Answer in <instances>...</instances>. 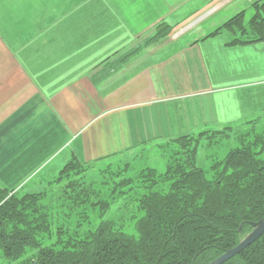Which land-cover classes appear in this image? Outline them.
<instances>
[{
  "label": "crops",
  "instance_id": "crops-1",
  "mask_svg": "<svg viewBox=\"0 0 264 264\" xmlns=\"http://www.w3.org/2000/svg\"><path fill=\"white\" fill-rule=\"evenodd\" d=\"M254 1L0 0V184L37 179L23 187L38 192L73 157L98 173L130 167L149 143L264 116L210 114V49L236 38L215 31L241 11L246 23ZM240 44L264 54V40Z\"/></svg>",
  "mask_w": 264,
  "mask_h": 264
},
{
  "label": "trees",
  "instance_id": "trees-1",
  "mask_svg": "<svg viewBox=\"0 0 264 264\" xmlns=\"http://www.w3.org/2000/svg\"><path fill=\"white\" fill-rule=\"evenodd\" d=\"M254 7L248 26L239 13L215 33L225 28L245 37L233 43L264 40V0ZM223 132L175 138L170 143L177 146L169 144L172 150L163 146L169 159L164 171L146 167L135 178L118 179L110 199H99L101 203L95 201L100 189L85 181L87 165L71 158L55 179L62 188L57 202L65 207L57 217L42 201L41 192L17 195L0 188V255L19 264L209 263L237 245L251 223L264 218V160L257 157L264 149V131L247 138L223 162L209 165L210 177L196 165L198 145L206 141L210 147ZM123 170L111 172L109 178L119 177ZM128 185V189H145L136 199L143 213L136 220L135 233H125L111 221L84 230L78 228L80 220L73 229L66 225L75 216L87 219L89 208L98 206L105 212L119 188ZM224 264H264V232Z\"/></svg>",
  "mask_w": 264,
  "mask_h": 264
},
{
  "label": "rangeland",
  "instance_id": "rangeland-1",
  "mask_svg": "<svg viewBox=\"0 0 264 264\" xmlns=\"http://www.w3.org/2000/svg\"><path fill=\"white\" fill-rule=\"evenodd\" d=\"M235 46L243 45L239 42H236L233 44L232 51L228 50L230 48L229 47L226 50H221L224 52L220 54L216 53L212 48L209 52L212 57L211 59L213 60V72H215V75H217L218 78L216 79L214 76H212V81H214L213 86L220 87V89L215 90L217 94L213 96L214 109L210 112V114H214L217 119H232V116L237 117L242 115L248 116L256 113L258 110H264V89H262V86H264V80L261 83L258 82L259 80L264 79V58H254L256 56L264 57V54L262 50L258 51L256 49L252 50L250 48L238 49ZM236 50H238L239 53ZM233 51H235L236 54H234ZM249 59L251 60L248 61ZM258 61L259 63L257 64H261L259 68H251L250 70H244V73L242 74L240 73L242 69L238 68L239 64L241 65L243 62H247L249 65L252 62L256 63ZM228 66L234 67L228 68ZM239 81L250 82V84H247L245 86L246 88L243 86L230 87ZM205 101H211V98ZM205 126L211 128L214 126V124L213 122H210ZM221 131H224L222 134L223 137L218 136L217 141L210 147L206 146V141H203L198 145L197 148L196 165L203 168L206 177H210L211 175L210 170L212 169H210L209 165L214 162L217 163V161L223 162L229 152L240 148L244 142L248 141L247 138L262 135V132L264 131V117L249 124L242 126L240 125L239 127L233 126ZM156 142L158 144L162 143L158 141ZM156 142L149 143L151 146L142 148V153L137 159L132 160L127 172H124L123 170L125 164L118 161L116 164L113 163L111 169L103 174L98 173L95 168H89L90 165H87V169L85 170L84 174L85 181L94 182L96 189H100L101 191V196L95 198V201L98 202L99 199L109 200L111 187L118 179L126 177L135 178L140 169L144 167L150 166L156 168L158 171H164L167 164V156L161 147L154 145ZM169 144L172 146H177L173 145L172 143ZM166 149L172 150V147L168 146ZM257 157L261 160H264V149L261 150L259 154H257ZM121 169L123 172L119 177L109 178L111 172ZM56 176H58V174ZM56 176L50 180H43L47 181V185L45 189L41 190V193L44 195L42 196V201L45 200V203L49 204L53 216L55 217L61 214V210L65 209L61 203L59 204L57 202V198L58 200L60 199L61 202V196L57 194H60V189L62 188H59L60 183L58 180H55L57 178ZM38 181L41 180L32 178L23 180L20 185L15 187L13 190L15 193H17V195L25 194L28 190V187H23V185L32 182L36 183ZM148 182L149 181L143 183ZM129 186L131 185L119 188V192L114 194V197L112 198L113 200L111 199V201L108 202L107 210L105 212L101 213L98 210V206H95L94 208H89L86 210L88 213L87 219H81L75 216L72 217V219L68 221L66 225H69L70 228L73 229V227H76L77 221L80 220V225L78 228L80 230H84L87 228L93 229L100 221H111L114 222L116 226L122 227L123 232L135 233L134 225L136 220L143 213L142 211L138 210L136 199L138 195L144 193L145 189L136 187L128 189ZM1 187H3L2 184H0V188ZM5 191H7V193L10 192L9 189H5ZM121 191L124 192L121 193ZM57 210H59V213L56 212ZM62 219L64 220L63 217ZM54 225H57V223L55 222ZM251 230L252 228H249V230L243 233L240 240H242ZM55 237L56 235H54L51 240H54ZM46 243L47 242H44L43 245ZM0 264H19V260H7L0 255Z\"/></svg>",
  "mask_w": 264,
  "mask_h": 264
},
{
  "label": "water",
  "instance_id": "water-1",
  "mask_svg": "<svg viewBox=\"0 0 264 264\" xmlns=\"http://www.w3.org/2000/svg\"><path fill=\"white\" fill-rule=\"evenodd\" d=\"M250 226L252 227V230L242 240H240L237 245L227 249L224 253L207 264H224L229 258L233 257L235 254L239 253L253 243L264 232V218L251 223Z\"/></svg>",
  "mask_w": 264,
  "mask_h": 264
},
{
  "label": "bare ground",
  "instance_id": "bare-ground-1",
  "mask_svg": "<svg viewBox=\"0 0 264 264\" xmlns=\"http://www.w3.org/2000/svg\"><path fill=\"white\" fill-rule=\"evenodd\" d=\"M231 258H232V257H231ZM229 259H230V258H229ZM229 259H228V260H229Z\"/></svg>",
  "mask_w": 264,
  "mask_h": 264
}]
</instances>
